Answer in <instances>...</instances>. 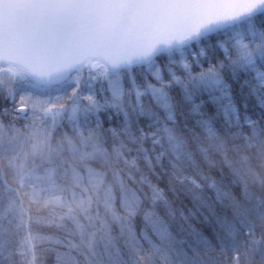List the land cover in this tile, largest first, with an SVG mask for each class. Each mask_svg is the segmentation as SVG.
Here are the masks:
<instances>
[{
	"label": "snow or ice",
	"instance_id": "6c2138e0",
	"mask_svg": "<svg viewBox=\"0 0 264 264\" xmlns=\"http://www.w3.org/2000/svg\"><path fill=\"white\" fill-rule=\"evenodd\" d=\"M0 101V264H264V0H0Z\"/></svg>",
	"mask_w": 264,
	"mask_h": 264
},
{
	"label": "trees",
	"instance_id": "16d2710c",
	"mask_svg": "<svg viewBox=\"0 0 264 264\" xmlns=\"http://www.w3.org/2000/svg\"><path fill=\"white\" fill-rule=\"evenodd\" d=\"M205 67H207V65H205ZM234 98L236 100L238 107H241V109L243 110V101L239 95V87L238 86H235ZM197 103H199V101H197ZM10 106H11L10 103L6 104L3 101H0V110H2L3 107H10ZM212 111H214V109ZM260 111H262V110L259 108H252L250 106L249 110H248V115L252 116L253 118H256L259 115ZM101 118L103 119L104 117L102 116ZM178 119L181 122H183L184 117L180 116ZM192 122L194 123V121H192ZM108 126L109 125L107 123H105V127H108ZM216 159H217V161H219L218 157ZM223 170H224V172L228 171L227 165L223 166ZM203 171L205 172L206 175H209L210 177H212L213 179H216L217 181H219L221 178V165L219 164V162L216 164L215 167H213L211 169L204 166ZM188 175L196 178L199 183H202V184L204 183V181L200 180L199 177L196 176V173L194 171H190L188 173ZM151 179H152L153 183L158 184V186L160 188L164 189L167 199L170 201L173 209L176 210V217L173 219V218L168 217L165 214L163 204L159 205L157 208L158 213L169 223L170 230L173 231L174 235L177 233L179 226L181 224H184V226L187 227V224L190 223V224H192L193 227L201 228L202 217H190L187 223H185L183 220L180 219L179 214L181 211H183L184 214L187 216L189 209L195 210L193 208L191 195L189 193H187L184 190L173 191L172 190L173 186H170L168 184L167 178H165L163 180H157L156 177H151ZM174 187L177 189L181 188L180 185H174ZM239 190L240 189L238 186H232L230 188V191H232L233 193H238ZM254 190L258 191V189H254ZM203 194L206 196H213L214 197V192L210 189H207V188L204 189ZM136 225H137L138 230H139V228H141L143 226L141 218H137ZM45 231H48V230H45ZM205 235H208L207 231H205ZM178 238H186V234H184L183 236L178 237ZM43 247H47V245H44ZM42 259H43V264H56L55 255L52 253H45L43 255Z\"/></svg>",
	"mask_w": 264,
	"mask_h": 264
}]
</instances>
